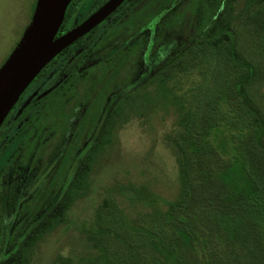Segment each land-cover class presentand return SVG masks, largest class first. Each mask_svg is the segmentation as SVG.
Here are the masks:
<instances>
[{"label": "rangeland", "instance_id": "374dc122", "mask_svg": "<svg viewBox=\"0 0 264 264\" xmlns=\"http://www.w3.org/2000/svg\"><path fill=\"white\" fill-rule=\"evenodd\" d=\"M34 4L0 0V65L30 21ZM186 18L178 17L179 27ZM207 20L195 15L192 31H178L177 45L167 57L172 63L165 60L140 81L131 78L133 70L125 76V103L108 119L92 156L82 159L80 187L44 232L19 247V264H86L100 251L125 250V244L142 255L139 264H264V249L255 259L249 254L256 251L252 226L251 248L233 245L219 214L228 201L223 178L240 161L243 142L253 133L250 108L237 93L245 72L238 64L253 67L242 86L246 102L264 119V0L232 1L231 45L205 40ZM227 46L233 47L234 57ZM180 149L188 155L184 169L192 175V203L174 209L173 234L165 231L158 238L171 242L164 263L167 255L158 246L137 237L149 225L143 219L151 208L126 198L125 189L176 200L182 190ZM125 214L138 219L127 228L135 242L125 233ZM104 220L102 234L92 240L89 230ZM258 228L264 238V225Z\"/></svg>", "mask_w": 264, "mask_h": 264}, {"label": "flooded vegetation", "instance_id": "af4514ba", "mask_svg": "<svg viewBox=\"0 0 264 264\" xmlns=\"http://www.w3.org/2000/svg\"><path fill=\"white\" fill-rule=\"evenodd\" d=\"M107 1L71 0L55 37ZM195 15H209V0H123L30 82L0 125V264L64 212L82 159L125 103V76L140 81L167 60Z\"/></svg>", "mask_w": 264, "mask_h": 264}, {"label": "trees", "instance_id": "16d2710c", "mask_svg": "<svg viewBox=\"0 0 264 264\" xmlns=\"http://www.w3.org/2000/svg\"><path fill=\"white\" fill-rule=\"evenodd\" d=\"M233 0H209V15L206 27L204 29V38L209 40L215 45L219 44L223 40H227L230 44L231 29L229 27V16L231 14ZM231 45V44H230ZM227 50L230 56L234 57L233 47L227 46ZM234 64H238L234 61ZM242 67L245 72L239 77L237 86V93L244 99L243 103L249 107L252 120H253V133L245 142H243V155L240 161H238L228 172L225 178H223V184L228 192V201L225 203L226 208L219 207V214L221 222L225 227V232L230 235L233 245H241L245 249L251 248L248 244L249 229L255 230L254 238L255 252L249 251L251 258L255 259L262 254L264 249L263 232L258 226L264 225V119L256 108L249 106L245 100L244 88L242 82L249 78L253 73V67L250 63H241L237 65ZM180 149V166L182 190L180 196L174 200L169 201L161 198L160 196L143 192L145 189L129 188L125 189V196L128 199L144 201L145 204L151 208L149 213H146L144 221H148V226H143L139 230L137 237L141 239L142 243H150L154 246H158L161 253L167 255L164 259V263H167L169 259V253L172 248L170 247V240L158 239L163 238L165 231L173 234V224L170 221L175 218L171 215L174 209H180L181 207L189 208L191 206V191L192 184L189 175L190 171H186L184 167L187 160V154ZM192 176V175H191ZM143 192V193H142ZM160 203H164L168 210H162ZM67 203H65L66 205ZM171 215L170 219L169 216ZM138 219L131 218L125 214V233L129 235L133 242L136 238L129 234L127 228L130 223H136ZM161 220V221H160ZM160 221V222H159ZM159 223V224H158ZM106 221L100 225L97 223L98 228L89 230V235L92 240H97L102 234V229L105 226ZM119 226V225H118ZM229 237L227 238V240ZM184 240L187 244L191 243V238L188 235L184 236ZM142 255L137 253L132 246L125 244V250L114 249L111 253L106 251H100L96 257L88 260L86 264H139ZM20 254L17 253L8 262L3 261L1 264H19ZM253 263V262H252Z\"/></svg>", "mask_w": 264, "mask_h": 264}, {"label": "water", "instance_id": "95a60500", "mask_svg": "<svg viewBox=\"0 0 264 264\" xmlns=\"http://www.w3.org/2000/svg\"><path fill=\"white\" fill-rule=\"evenodd\" d=\"M71 0H35L30 21L0 65V125L37 74L65 46L85 34L123 0H108L75 28L55 37Z\"/></svg>", "mask_w": 264, "mask_h": 264}]
</instances>
